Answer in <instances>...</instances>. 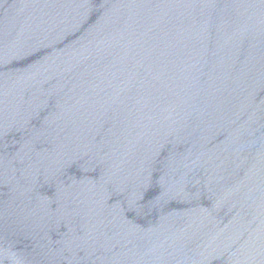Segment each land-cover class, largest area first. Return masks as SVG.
I'll return each mask as SVG.
<instances>
[{
    "label": "water",
    "instance_id": "water-1",
    "mask_svg": "<svg viewBox=\"0 0 264 264\" xmlns=\"http://www.w3.org/2000/svg\"><path fill=\"white\" fill-rule=\"evenodd\" d=\"M0 264H264V0H0Z\"/></svg>",
    "mask_w": 264,
    "mask_h": 264
}]
</instances>
